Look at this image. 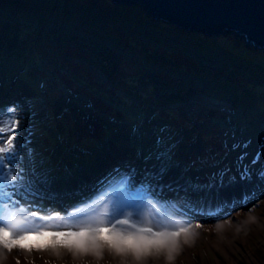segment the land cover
<instances>
[{"label":"rangeland","instance_id":"1","mask_svg":"<svg viewBox=\"0 0 264 264\" xmlns=\"http://www.w3.org/2000/svg\"><path fill=\"white\" fill-rule=\"evenodd\" d=\"M6 2L0 128L19 124L0 140L16 135L25 145L26 180L13 200L64 215L100 191L126 204L151 196L202 228L181 237L172 261L104 248L3 251L0 264H264L263 49L234 31L203 42L164 31L138 4L143 21L128 27L133 13L111 0ZM245 170L251 180L240 179ZM51 196L70 202L60 208Z\"/></svg>","mask_w":264,"mask_h":264},{"label":"snow or ice","instance_id":"2","mask_svg":"<svg viewBox=\"0 0 264 264\" xmlns=\"http://www.w3.org/2000/svg\"><path fill=\"white\" fill-rule=\"evenodd\" d=\"M18 124L19 121H14L0 128V133L14 132ZM160 142L158 139L157 143ZM23 147L24 142L16 135L0 140V253L67 249L74 255L99 256L102 249L108 248L142 260L165 251L171 254L179 246L181 237L187 239L191 229L202 228L200 223H186L176 218L158 198L142 197L126 204L115 194L103 191L64 215H39L40 209L22 207L13 200L16 190L26 180L23 166L19 164ZM28 153L31 154V149ZM258 177L264 180V171ZM240 179L251 180V173L245 170ZM133 180L128 174L121 178V183L128 185ZM32 237L38 241L43 237L46 241L32 242Z\"/></svg>","mask_w":264,"mask_h":264},{"label":"water","instance_id":"3","mask_svg":"<svg viewBox=\"0 0 264 264\" xmlns=\"http://www.w3.org/2000/svg\"><path fill=\"white\" fill-rule=\"evenodd\" d=\"M111 1L129 7L138 4L143 8L147 19L173 25V29L181 35L203 33L212 37L234 31L244 37L246 44H252L264 51V0ZM258 196L252 197L244 205H248Z\"/></svg>","mask_w":264,"mask_h":264},{"label":"trees","instance_id":"4","mask_svg":"<svg viewBox=\"0 0 264 264\" xmlns=\"http://www.w3.org/2000/svg\"><path fill=\"white\" fill-rule=\"evenodd\" d=\"M5 2H6V0H5ZM8 2V1H7ZM2 3V0H0V10L2 9V10H4V9H6L7 7H9V3ZM15 2V1H14ZM16 3V2H15ZM3 4V5H2ZM122 7L124 8V10H127V11H130V12H132L133 13V16L131 17V19L130 18H126V20L127 21H125V22H127L128 23V27H131L130 25H138L141 21H143V15H142V13L141 14H137V13H134V11H133V8H132V6L131 7H129V6H124V5H122ZM11 8L12 9H15V7L13 6L12 7V5H11ZM126 11V12H127ZM145 17V16H144ZM141 18V19H140ZM128 19H130V20H128ZM145 19H147L146 17H145ZM148 20V19H147ZM150 20V19H149ZM150 21H152V23L154 24V26L155 27H157V28H164L163 30L165 31V29L166 28H168V29H170V30H173V31H175L173 28H174V26L173 25H169V24H164V23H157V22H154L153 20H150ZM11 26V23L10 22H8V25H7V27H8V29H9V27ZM163 32V31H162ZM175 32H177V31H175ZM14 34H16V32H13ZM183 36H188V37H190V38H194V39H198L199 41H201V42H203L204 41V39H210V37H207V36H205V35H202V34H200V35H183ZM197 36V37H196ZM164 37H166V35H164ZM207 37V38H206ZM210 41V40H209ZM199 44V46H201V43H198ZM2 53V52H1ZM241 57H245V56H241ZM248 58H254V57H251V56H248ZM255 59H258V58H255ZM224 79H226L227 81H226V83H228V84H226V85H228V86H231V84L230 83H233V82H230V80L229 79H227V77L226 78H224ZM250 81H251V79H250ZM235 86H236V89H237V84H235ZM239 87V86H238ZM235 89V88H234ZM158 140V139H157ZM163 151H165L166 152V154H170V153H172V151H173V149L172 148H166V149H163ZM54 205H56V203H54Z\"/></svg>","mask_w":264,"mask_h":264},{"label":"clouds","instance_id":"5","mask_svg":"<svg viewBox=\"0 0 264 264\" xmlns=\"http://www.w3.org/2000/svg\"><path fill=\"white\" fill-rule=\"evenodd\" d=\"M164 253L166 254V255H165V259H166L167 261H172V260H173V255H172V253L169 254L167 251H165Z\"/></svg>","mask_w":264,"mask_h":264},{"label":"bare ground","instance_id":"6","mask_svg":"<svg viewBox=\"0 0 264 264\" xmlns=\"http://www.w3.org/2000/svg\"><path fill=\"white\" fill-rule=\"evenodd\" d=\"M86 186V185H85ZM223 189V188H222ZM223 196V195H222ZM214 200V199H213ZM214 202V201H213ZM212 204V203H211Z\"/></svg>","mask_w":264,"mask_h":264}]
</instances>
